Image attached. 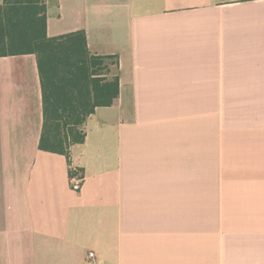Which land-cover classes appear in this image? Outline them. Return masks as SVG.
Wrapping results in <instances>:
<instances>
[{
    "label": "crops",
    "instance_id": "crops-1",
    "mask_svg": "<svg viewBox=\"0 0 264 264\" xmlns=\"http://www.w3.org/2000/svg\"><path fill=\"white\" fill-rule=\"evenodd\" d=\"M45 5L119 97L41 152L36 58L0 57V264H264V0Z\"/></svg>",
    "mask_w": 264,
    "mask_h": 264
},
{
    "label": "trees",
    "instance_id": "trees-1",
    "mask_svg": "<svg viewBox=\"0 0 264 264\" xmlns=\"http://www.w3.org/2000/svg\"><path fill=\"white\" fill-rule=\"evenodd\" d=\"M28 54L36 58L42 95L38 149L67 156L72 145L83 143L95 109L117 104L119 80L110 75L117 61L91 54L83 31L48 37L45 0H3L0 57Z\"/></svg>",
    "mask_w": 264,
    "mask_h": 264
},
{
    "label": "built area",
    "instance_id": "built-area-1",
    "mask_svg": "<svg viewBox=\"0 0 264 264\" xmlns=\"http://www.w3.org/2000/svg\"><path fill=\"white\" fill-rule=\"evenodd\" d=\"M71 171L75 172V170H73L72 168H71ZM82 182H83V177L79 175L71 176L70 181H69L71 190L79 191L81 189ZM89 257H93V254L90 253Z\"/></svg>",
    "mask_w": 264,
    "mask_h": 264
},
{
    "label": "rangeland",
    "instance_id": "rangeland-1",
    "mask_svg": "<svg viewBox=\"0 0 264 264\" xmlns=\"http://www.w3.org/2000/svg\"><path fill=\"white\" fill-rule=\"evenodd\" d=\"M112 62V60H109L107 63L109 64V63H111ZM111 74V73H110ZM112 77V76H111Z\"/></svg>",
    "mask_w": 264,
    "mask_h": 264
}]
</instances>
